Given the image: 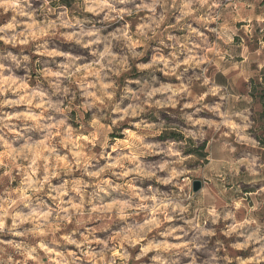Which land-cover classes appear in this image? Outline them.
<instances>
[{
	"label": "clouds",
	"instance_id": "1",
	"mask_svg": "<svg viewBox=\"0 0 264 264\" xmlns=\"http://www.w3.org/2000/svg\"><path fill=\"white\" fill-rule=\"evenodd\" d=\"M262 2L73 0L70 9L62 0H0V264H262L264 201L218 203L205 188L190 215L200 187L188 169L196 157L186 154L211 134L233 177L243 169L251 183L264 180L250 113L224 109L231 97L208 74L243 67L232 21H246L247 39L264 33ZM134 66L147 75L126 76ZM115 130L123 138L112 142ZM169 130L183 139H150ZM236 145L250 150L235 158Z\"/></svg>",
	"mask_w": 264,
	"mask_h": 264
},
{
	"label": "rangeland",
	"instance_id": "2",
	"mask_svg": "<svg viewBox=\"0 0 264 264\" xmlns=\"http://www.w3.org/2000/svg\"><path fill=\"white\" fill-rule=\"evenodd\" d=\"M64 4H67L68 7L71 9L73 8V0H62ZM225 9L227 8V5L224 6ZM75 11V9H73ZM261 12H264V2H262L260 5L256 8V13L260 14ZM77 15H90L86 13H80L76 12ZM169 22L174 23L172 20V17L170 15ZM233 25L240 29L241 31L235 35L234 43L236 41L239 43L241 40L242 44H246L247 50L254 49L256 47L261 46V42L264 41V33H261L259 29H257L255 35L251 39H247L245 33L242 31L246 27V21L244 20H233ZM212 27H216V25H212ZM174 34L176 35H182L183 33L179 30L172 29ZM209 35V43L215 44L217 41V37L212 34L208 33ZM241 36V37H240ZM259 43V44H258ZM64 50H73V51H79V49L75 48V46L65 44L63 45ZM13 51H16L13 49ZM150 58V52L146 54L145 57L142 58L140 62L146 63L148 59ZM34 59H36L34 57ZM41 64L40 65H34L33 67V80L32 83L34 84L37 79V70L43 66V62L45 58H40ZM263 59V58H262ZM255 66V63L254 65ZM209 69V75L210 70ZM19 74H22L19 73ZM146 73H141L139 70L133 67V70L131 73H127L126 76L131 78L136 77H145ZM157 75L160 76V78L168 82L171 80V82H175L174 79L165 77L162 73H158ZM120 84L123 85L124 83V77H121ZM234 82L236 85V90L239 92L236 95H241L242 98L250 104H252L253 113L251 115V118L254 120V125L250 128V131L254 130V134L260 136V138L264 142V77H260V75L256 74L254 71L251 73L250 77L245 79L244 77H235ZM135 87V85H133ZM199 91V89H198ZM248 97V98H247ZM251 100V101H250ZM206 103L214 104L217 102H220L219 97H208L206 98ZM224 109H230V100L224 101ZM164 111L169 112H175L176 110L173 109H166L162 110L161 114L163 115ZM190 111V109L188 110ZM75 116V112L72 114ZM200 117L207 118V119H216L213 117L212 113L210 112H202L200 113ZM90 114L85 115V119H90ZM166 120H168L169 123H171L170 117H164ZM150 119L153 122H156V117L151 116ZM74 123V121H73ZM182 123V122H181ZM124 129H131V124H125L123 126ZM262 132V133H261ZM111 141L115 142L117 139H122V131L121 130H115L113 133L110 134ZM257 137V136H256ZM151 140L155 141H165L168 139H183V136L179 131L175 130H169L165 131L162 135L157 137H151ZM191 143V141H189ZM221 142L220 137H213L211 134L205 139L203 143L200 144L199 147L196 148H189L186 152L187 155H194L196 159L189 163L188 169H189V175L194 182L200 183V190L197 192V195L194 199L192 208L190 210V215L195 214L197 207H198V201L200 200V194L203 192L205 188H208L212 194L216 196L218 203H231V202H239L244 201L248 206H251L253 203L258 201H264V195L258 196L257 193L264 192V180L257 181L259 183H251L250 178L247 177L244 170L241 169V175L240 177H233L230 174V160L231 158L226 152L220 151ZM237 152L235 154H232L233 157L238 158L242 153L249 151L250 149L247 146H239L236 145ZM238 147H241L239 149ZM207 154L206 157H204V154ZM148 160H156L159 159V157H148L146 158ZM215 161V163H213ZM56 181H54L55 183ZM155 183V182H152ZM15 184V182H14ZM162 190L169 189V186L160 185L159 186ZM106 203H110V199H106ZM259 218L264 221V204H262L260 210L256 213ZM170 223L179 225L182 224L183 221H171ZM117 230L116 228L113 229V231ZM100 238H104L105 233H98L97 234ZM223 239H228L227 237H222ZM215 240V238H213ZM211 247V245H210ZM74 246L69 245L68 250H73ZM234 254L241 257L243 260H250L253 255H255L254 252L251 250L248 251H240V250H233ZM222 254V253H221ZM152 253H149V256H151ZM206 258L204 256L201 257ZM264 264V262H262Z\"/></svg>",
	"mask_w": 264,
	"mask_h": 264
},
{
	"label": "crops",
	"instance_id": "3",
	"mask_svg": "<svg viewBox=\"0 0 264 264\" xmlns=\"http://www.w3.org/2000/svg\"><path fill=\"white\" fill-rule=\"evenodd\" d=\"M235 37L236 36H234V38ZM234 38H233V45H234L233 51L235 53L234 63H236L237 65H241L243 67L233 69L232 72H230L228 75H225L223 72L215 71V68L213 66L212 69L210 70V76H212L213 79L215 80V82L217 84L221 85L223 90H225L226 93L231 97L230 109L233 111H243V110L247 109L248 112L250 113L249 119L252 121V125H254V120L251 118V115L253 113V109L251 107L252 104H250L248 102V100L246 101L245 99H240V98H242L241 95H236L239 92L236 90L237 87L235 85L234 78L235 77H243V76L239 75L240 71H245V73L247 74V78L250 77V75L253 71L256 74L260 75V77H264V52H261V46L258 45V47L251 49V50H248L246 53L245 52V49H247L246 44L245 43L242 44L241 40L239 41V43L237 41H236V43H234V40H235ZM246 55L248 56L247 60H245ZM254 63H255V66H253ZM248 132H249L250 137L253 140L259 142L260 148L258 149V151L262 156H264V142H263V140L260 138V136L253 133L254 130L250 131V129H248ZM263 135H264V133H263ZM241 147H238V148L241 149ZM260 181H262V180H260ZM256 183H259V182H256Z\"/></svg>",
	"mask_w": 264,
	"mask_h": 264
},
{
	"label": "water",
	"instance_id": "4",
	"mask_svg": "<svg viewBox=\"0 0 264 264\" xmlns=\"http://www.w3.org/2000/svg\"><path fill=\"white\" fill-rule=\"evenodd\" d=\"M199 187H201V186H200V183H199V182H194V184H193V189H194V191H197V190L199 189ZM199 190H200V189H199ZM199 190H198V191H199ZM198 191H197V192H198Z\"/></svg>",
	"mask_w": 264,
	"mask_h": 264
},
{
	"label": "trees",
	"instance_id": "5",
	"mask_svg": "<svg viewBox=\"0 0 264 264\" xmlns=\"http://www.w3.org/2000/svg\"><path fill=\"white\" fill-rule=\"evenodd\" d=\"M263 129H264V128H263ZM263 133H264V132H263ZM261 143H262V142H261ZM206 155H207V154L205 153V154H204V157H206Z\"/></svg>",
	"mask_w": 264,
	"mask_h": 264
}]
</instances>
